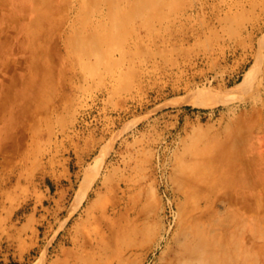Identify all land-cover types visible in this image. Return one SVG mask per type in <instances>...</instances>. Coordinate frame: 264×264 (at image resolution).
<instances>
[{"label":"rangeland","instance_id":"obj_1","mask_svg":"<svg viewBox=\"0 0 264 264\" xmlns=\"http://www.w3.org/2000/svg\"><path fill=\"white\" fill-rule=\"evenodd\" d=\"M137 2L56 0L52 29L13 45L0 264H264L246 165L264 149V0Z\"/></svg>","mask_w":264,"mask_h":264},{"label":"bare ground","instance_id":"obj_2","mask_svg":"<svg viewBox=\"0 0 264 264\" xmlns=\"http://www.w3.org/2000/svg\"><path fill=\"white\" fill-rule=\"evenodd\" d=\"M146 1L149 0H138L141 4H145ZM51 2H56V0H34L32 2L0 0V33L4 30L8 34L4 39L0 38V116L8 109L6 94L23 93L27 81V76L23 72L24 60L14 54L13 45L32 47L34 42L26 39V34L37 33L41 27L52 29V25L45 22L46 18L50 17L48 5ZM148 3L150 4V2ZM115 6L117 5L115 4ZM114 10L117 9L114 8ZM249 159L247 157L246 160L248 168L264 179V149L260 150L259 158L255 164L251 165ZM255 193L257 194V192L253 194ZM214 257H216L214 252L208 250L201 264H217L218 259Z\"/></svg>","mask_w":264,"mask_h":264}]
</instances>
